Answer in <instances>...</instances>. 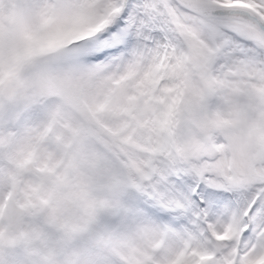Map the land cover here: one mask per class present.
Returning <instances> with one entry per match:
<instances>
[{"label":"snow or ice","instance_id":"snow-or-ice-1","mask_svg":"<svg viewBox=\"0 0 264 264\" xmlns=\"http://www.w3.org/2000/svg\"><path fill=\"white\" fill-rule=\"evenodd\" d=\"M0 264H264V0H0Z\"/></svg>","mask_w":264,"mask_h":264}]
</instances>
